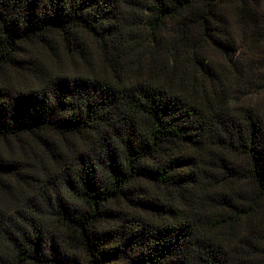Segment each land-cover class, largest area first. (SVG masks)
Returning <instances> with one entry per match:
<instances>
[{
    "label": "trees",
    "instance_id": "16d2710c",
    "mask_svg": "<svg viewBox=\"0 0 264 264\" xmlns=\"http://www.w3.org/2000/svg\"><path fill=\"white\" fill-rule=\"evenodd\" d=\"M255 89L264 0H0V264H264Z\"/></svg>",
    "mask_w": 264,
    "mask_h": 264
},
{
    "label": "rangeland",
    "instance_id": "374dc122",
    "mask_svg": "<svg viewBox=\"0 0 264 264\" xmlns=\"http://www.w3.org/2000/svg\"><path fill=\"white\" fill-rule=\"evenodd\" d=\"M252 51L251 50H246L244 48L241 49V54L244 58V62L242 63V67L246 65L247 62H251L252 60L249 58L251 55ZM249 54V55H248ZM253 100L257 103H260L261 105L264 106V92L263 90H258L255 89V93L253 94Z\"/></svg>",
    "mask_w": 264,
    "mask_h": 264
}]
</instances>
